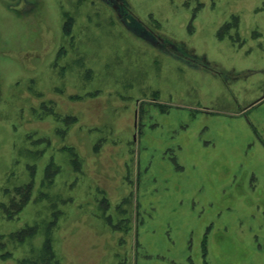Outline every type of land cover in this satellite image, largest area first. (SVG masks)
I'll return each mask as SVG.
<instances>
[{
	"label": "rangeland",
	"instance_id": "obj_1",
	"mask_svg": "<svg viewBox=\"0 0 264 264\" xmlns=\"http://www.w3.org/2000/svg\"><path fill=\"white\" fill-rule=\"evenodd\" d=\"M0 264H264V0H0Z\"/></svg>",
	"mask_w": 264,
	"mask_h": 264
}]
</instances>
